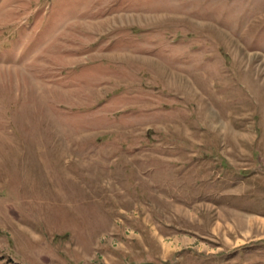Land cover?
<instances>
[{
  "label": "rangeland",
  "instance_id": "1",
  "mask_svg": "<svg viewBox=\"0 0 264 264\" xmlns=\"http://www.w3.org/2000/svg\"><path fill=\"white\" fill-rule=\"evenodd\" d=\"M0 264H264V0H0Z\"/></svg>",
  "mask_w": 264,
  "mask_h": 264
}]
</instances>
